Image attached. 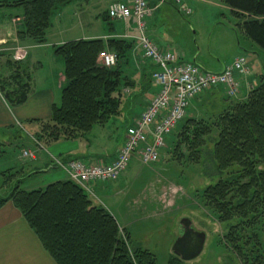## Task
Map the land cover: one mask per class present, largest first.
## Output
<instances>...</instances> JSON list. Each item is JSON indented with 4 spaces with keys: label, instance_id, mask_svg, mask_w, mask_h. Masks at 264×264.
<instances>
[{
    "label": "trees",
    "instance_id": "16d2710c",
    "mask_svg": "<svg viewBox=\"0 0 264 264\" xmlns=\"http://www.w3.org/2000/svg\"><path fill=\"white\" fill-rule=\"evenodd\" d=\"M71 1L17 0L0 2V7H20L22 26L17 38L42 44L52 14ZM219 1L241 20L239 27L246 38L264 52V0ZM133 46L131 38L110 39L106 45L98 39H78L55 46L53 53L63 62L66 84L59 104L51 107L50 119L40 121L36 139L44 143L78 139L94 125L104 124L116 115L120 103L116 93L126 83L121 67ZM103 50L115 53V66L96 63ZM3 55L0 52V57ZM10 56L11 53L4 63L10 69L9 75L0 77V93L13 107L27 99L30 74L29 70L20 69L21 61ZM262 76L243 101L222 105L215 120V133L205 121L188 115L174 129L179 130L175 150L185 148L193 163H198L203 147L211 144L203 160L215 174H224L225 178L207 186L202 197L220 223L234 217L264 216V71ZM212 90L215 89L206 92ZM7 170L10 169L0 171L3 186L11 181L12 174L7 175ZM33 173L36 172L26 176ZM19 184L16 181L7 194L0 195V208L7 201L12 202L55 264H156L153 253L134 245L115 217L93 204L90 195L73 181L66 178L30 191L19 189ZM230 228L227 238L240 256L237 227ZM182 262L174 255L168 259V264Z\"/></svg>",
    "mask_w": 264,
    "mask_h": 264
},
{
    "label": "rangeland",
    "instance_id": "374dc122",
    "mask_svg": "<svg viewBox=\"0 0 264 264\" xmlns=\"http://www.w3.org/2000/svg\"><path fill=\"white\" fill-rule=\"evenodd\" d=\"M10 8L21 10L20 7ZM194 8L189 15L178 14L176 21L171 22L174 18L167 17L164 27L166 32L174 33L182 40L186 51L184 60L192 62L195 58V64L213 71L217 67L216 61L223 64L232 62L239 51L249 58L254 76L248 82V90L244 95H239L238 91L235 97L227 98L224 91L215 89L214 92L203 94L196 101L198 115L193 117L205 121L211 127L212 133H215L214 124L222 105L243 101L250 88L253 89L263 78L260 71H264V52L246 38L239 27L241 20L234 17L221 1L210 0L209 3L194 5ZM171 11L168 7H160L156 14L157 20L159 17L165 18ZM4 16L8 17L7 14ZM51 17L54 23L56 14ZM14 47L9 46L3 50L6 56H9ZM9 70L1 64L0 76H4ZM116 94L121 97L120 90ZM133 113L132 110L123 109L120 116L112 117L104 126L101 138L95 140L96 150H101L99 146L103 142L105 144L110 141L109 146L117 144L129 116ZM178 131L175 130L169 136L157 162L138 166L142 173L135 176L131 172L126 174L117 184L114 195L107 198L89 196L93 204L107 208L117 222L126 228L134 245L153 253L156 264H168V259L173 255V242L180 233L179 222L182 218L189 219L194 230L205 233L200 255L182 262L183 264H264V216L260 214L244 219L234 217L228 222H218L214 211L206 205L202 195L207 186L225 178V175L215 174L208 162L203 160L204 155L211 149V144L203 147L198 163L188 159L185 148L175 150ZM12 132L14 135L10 138V143L1 146L3 153L0 155V171L10 169L6 173H11L12 176L11 181L0 187V195L7 194L16 181H20L19 189L25 191L36 189L43 182H47L43 181L45 175L26 176L30 173L27 159L24 158V161L20 158L21 148L34 150L29 148L28 138V134H32V126L26 122L18 123ZM51 173L61 172L52 170ZM231 194L232 192L229 196ZM230 226L237 227L240 256L235 254L232 243L227 238L231 231Z\"/></svg>",
    "mask_w": 264,
    "mask_h": 264
},
{
    "label": "crops",
    "instance_id": "0c3cea01",
    "mask_svg": "<svg viewBox=\"0 0 264 264\" xmlns=\"http://www.w3.org/2000/svg\"><path fill=\"white\" fill-rule=\"evenodd\" d=\"M13 1L17 0H0V2ZM116 1L128 2L129 0H72L52 14V16L56 14V21L54 23L51 21L50 27L45 31L46 40L42 44H35L28 39L19 40L17 38V31L22 26V10L0 7V52L4 53L0 57V65H4L9 57L6 56L3 50L9 46L16 47L19 45L26 49L25 57L20 62V69L25 68L29 70L30 74V91L24 103L11 107L5 102L0 93V144L5 146L10 143L9 140L14 135L12 130L18 123L26 122L32 126V134H28L30 140L29 148L34 149L36 157L35 159H27V169L29 170L28 172H36L32 176L45 175L43 181H47L43 182L42 186L38 188L66 179L64 173L52 165V158L54 157L62 158L63 160L67 159L66 157L68 156L82 157L89 161L101 160L103 162L113 159L128 129L156 93L157 88L151 79L154 65L135 50L133 46L127 55L126 62L122 63L121 69L126 83L119 89L121 93V97L118 96L120 99L119 110L114 116H120L123 109L132 110L134 113L129 116L128 123H126L124 132L117 144L109 146L108 142L110 143V141L105 144L103 142L102 146H99L101 150H96L94 144L96 139L101 138L104 126L114 116L104 124L94 125L85 136L78 139L58 140L49 143L36 139V135L39 133L40 121L45 122L50 119L51 107L53 104H59L61 90L66 84L63 74V62L53 53V48L64 42L78 39H98L106 45V42L110 39L132 38L137 34L132 19L122 21L108 18L107 7ZM148 2L152 8V14L147 25V35L160 48L169 49L178 57L184 59L183 56L186 51L180 37L164 30L167 17L169 19L174 18L171 20L172 22L178 20V14L182 16L183 14L178 12L172 0H148ZM182 2L193 13L194 5L209 3L210 0H182ZM162 6L168 7L172 11L165 18L159 17L157 20L156 14ZM5 14H7V18L4 16ZM240 54L239 51L238 53L236 52L233 60ZM194 59L192 61L196 62ZM247 59L250 62L248 57ZM226 64L216 61L215 65L217 67L213 71L221 70ZM45 68L46 71H43ZM8 75L9 72L0 77H7ZM252 76V73H250L247 77L241 79L239 95H244L247 92L248 82H251ZM124 89L128 90V92L124 93ZM214 91L212 90V92ZM217 91L223 90L218 89ZM207 93L209 92L204 94ZM202 95L194 99L190 104L187 110L188 117L198 115L199 107L196 101ZM35 140L36 142H34ZM23 149L25 148H21V150ZM102 150H104V153ZM48 153H50L51 157ZM138 166L142 165L136 158L132 159L130 167L128 166L118 181L110 184L95 183L90 185L92 195H89L96 198L98 196L107 198L114 195L117 184L126 174L131 172L135 176L142 173ZM52 170H59L61 173H51ZM0 179V187H3L1 176ZM105 209L108 210L107 208ZM108 212L110 211L108 210ZM119 226L125 228L120 224ZM0 264H55L50 255L43 249L20 211L11 201H7L0 208Z\"/></svg>",
    "mask_w": 264,
    "mask_h": 264
},
{
    "label": "built area",
    "instance_id": "2783aa9c",
    "mask_svg": "<svg viewBox=\"0 0 264 264\" xmlns=\"http://www.w3.org/2000/svg\"><path fill=\"white\" fill-rule=\"evenodd\" d=\"M172 1L180 13H191L182 0ZM106 13L111 20H133L137 31L131 38L135 42L134 48L154 65L151 79L157 90L128 129L113 159L103 162L52 158V165L88 194H91L90 185L117 181L134 158L141 165L157 162L168 137L187 115V108L195 98L217 88H222L227 97H235L240 90L241 79L251 72V65L244 55H238L219 71H208L194 62L183 60L169 49L160 48L146 33L152 14L148 0L116 1L109 4ZM25 54V47L12 49L15 61L23 59ZM116 61L115 53L107 50L100 51L96 58V62L104 67H113ZM35 157L33 150L20 152L21 159Z\"/></svg>",
    "mask_w": 264,
    "mask_h": 264
},
{
    "label": "water",
    "instance_id": "95a60500",
    "mask_svg": "<svg viewBox=\"0 0 264 264\" xmlns=\"http://www.w3.org/2000/svg\"><path fill=\"white\" fill-rule=\"evenodd\" d=\"M179 225L182 226V230L173 242L172 253L183 262L193 260L203 250L205 233L194 230L187 218H182Z\"/></svg>",
    "mask_w": 264,
    "mask_h": 264
},
{
    "label": "flooded vegetation",
    "instance_id": "af4514ba",
    "mask_svg": "<svg viewBox=\"0 0 264 264\" xmlns=\"http://www.w3.org/2000/svg\"><path fill=\"white\" fill-rule=\"evenodd\" d=\"M182 230L181 226L179 227V231Z\"/></svg>",
    "mask_w": 264,
    "mask_h": 264
}]
</instances>
